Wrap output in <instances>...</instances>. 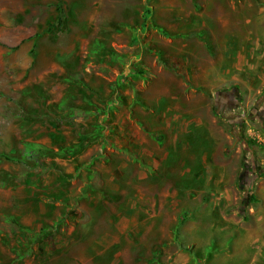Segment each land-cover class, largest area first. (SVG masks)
Masks as SVG:
<instances>
[{
    "label": "rangeland",
    "instance_id": "rangeland-1",
    "mask_svg": "<svg viewBox=\"0 0 264 264\" xmlns=\"http://www.w3.org/2000/svg\"><path fill=\"white\" fill-rule=\"evenodd\" d=\"M263 240L264 0H0V264H264Z\"/></svg>",
    "mask_w": 264,
    "mask_h": 264
},
{
    "label": "trees",
    "instance_id": "trees-1",
    "mask_svg": "<svg viewBox=\"0 0 264 264\" xmlns=\"http://www.w3.org/2000/svg\"><path fill=\"white\" fill-rule=\"evenodd\" d=\"M233 98V95L232 93H229V92H225V93H221L220 95H218L217 97V104L216 105H221L223 107V109L221 110H230V106L232 104L230 103H225V100H227V98ZM224 100V102H223ZM221 101V102H220ZM232 102V101H231ZM218 109H217V113H218ZM246 173V174H245ZM242 180L240 181L241 184L243 185H247V190L244 192V195L241 197V200L239 202V204L237 205V207H235L234 209L237 210L239 213H242L244 212L247 204L249 201H252L255 199V197L253 196L252 194V191H251V185L254 181V178H255V174L253 173V171L251 170L250 167H246L244 168V172L241 176ZM186 218L183 217V215H179V220H178V224L181 225L183 224V222L185 221ZM178 225V226H179Z\"/></svg>",
    "mask_w": 264,
    "mask_h": 264
},
{
    "label": "crops",
    "instance_id": "crops-1",
    "mask_svg": "<svg viewBox=\"0 0 264 264\" xmlns=\"http://www.w3.org/2000/svg\"><path fill=\"white\" fill-rule=\"evenodd\" d=\"M217 17H218V16H216V18H217ZM171 162H172V161H169V163H171ZM169 163H168V164H169ZM260 181H261V180H260ZM263 242H264V240H263Z\"/></svg>",
    "mask_w": 264,
    "mask_h": 264
}]
</instances>
